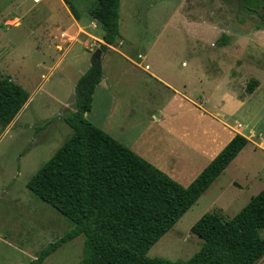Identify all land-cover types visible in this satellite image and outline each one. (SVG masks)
<instances>
[{"label":"rangeland","instance_id":"rangeland-1","mask_svg":"<svg viewBox=\"0 0 264 264\" xmlns=\"http://www.w3.org/2000/svg\"><path fill=\"white\" fill-rule=\"evenodd\" d=\"M68 1L77 9L79 23L86 31L102 33V26L88 14L95 0ZM262 2L119 1L117 53L108 51L101 58V80L94 88L91 110L84 117L119 142L133 140L144 124H153L154 130H160L171 122L178 126L180 120L184 122L185 138L191 131L204 152L217 150L211 137L217 142L226 141L238 123L245 126L240 131L249 140L149 248L150 257L172 261L190 258L201 242L190 228L204 213L215 210L232 217L264 187ZM62 30L66 33L61 34ZM85 40L92 45L85 47ZM95 44L91 38L76 33L60 0H0V77L9 76L29 96L13 123L10 125L11 120L5 127L0 126V264L28 263L73 227L69 219L36 196L27 182L72 133L65 117L74 112L70 109H77L75 86L90 67L94 52L100 50L101 45ZM160 44L166 45L164 66L168 73L183 70L182 62L189 66L194 57L201 63L200 70L213 71L206 82L190 72L180 73L179 78H185L181 85H188L179 90L195 96L205 91L212 102L209 109L232 110L225 118L229 128L210 117H197V110L176 114V103L168 104L174 103L173 89L151 77L146 58L140 56ZM215 57L217 62L213 61ZM257 80L259 87L252 92ZM248 82L256 83L247 89ZM231 84L236 97L224 99ZM150 137L143 135L133 144ZM166 140V133L153 137L155 146L164 145ZM201 171L194 176L179 175L181 183L177 182L186 186ZM83 241V234L67 240L40 264H77ZM254 264H264V255Z\"/></svg>","mask_w":264,"mask_h":264},{"label":"trees","instance_id":"trees-1","mask_svg":"<svg viewBox=\"0 0 264 264\" xmlns=\"http://www.w3.org/2000/svg\"><path fill=\"white\" fill-rule=\"evenodd\" d=\"M64 1L78 18L75 6ZM119 1L95 0L88 11L90 19L102 26L101 38L107 44L119 36ZM261 4L264 7V0ZM261 20L264 27V15ZM105 48L101 44L100 50ZM100 79V59L92 56L90 67L75 86L77 109L65 117L72 133L27 182L36 196L69 219L73 227L26 264H40L79 234L84 241L77 264L256 263L264 255V187L232 217L215 210L204 213L190 228L201 239L190 258L172 261L147 255L248 139L235 133L184 186L84 117ZM27 98L25 88L9 76L0 77V126L9 124Z\"/></svg>","mask_w":264,"mask_h":264},{"label":"crops","instance_id":"crops-1","mask_svg":"<svg viewBox=\"0 0 264 264\" xmlns=\"http://www.w3.org/2000/svg\"><path fill=\"white\" fill-rule=\"evenodd\" d=\"M60 1L62 3L63 7L66 9L67 13L70 15L71 22L76 26V33L82 34L86 38L87 37L91 38L94 42H96L95 45H97V46L101 45V44H104L106 46L105 49L100 51V58H99L100 62H102L101 58H103L105 55H107L108 51H114L115 53H117V38L115 39V42L113 44H107L101 38L103 31H102V33H98L95 35L89 33L88 31H86L84 29L83 25H81L79 23V19L75 18L71 14V12L69 11V8H68L67 4L65 3V1L64 0H60ZM62 33H66V32L64 30H62L61 34ZM71 39H74V36H72ZM91 45H92L91 43H87V40H85V44H84L85 47H88V46L90 47ZM57 46L60 47L59 44ZM152 51H154V53H152ZM165 52H167L166 45L160 44L158 46V48H156L154 50L151 48V50L149 49V50L145 51L144 55H140V56H141V58H143V57L146 58V60L148 62V63H146L148 74L153 78L155 77L156 80L161 81L164 85L173 89L174 95L172 97H173L174 103L168 102V104H175L176 103V106H177L175 109L176 114H181V116H182V115H184L183 113H185L186 111L197 110L199 112V115L197 117H202V118L210 117L212 119L217 120V122L220 125H222L223 127L229 128L227 122L225 121V118H226V114H230L233 112L232 110L212 111L211 109H209L208 105L212 102L208 101L210 94L205 92V91L200 90L199 96H195V95H192L191 93L187 94V93L181 92L179 90L181 88L186 89L187 85H188V84L181 85L182 81H184L185 78H183V77L179 78L180 73L188 74L190 72V75L193 74L194 77L196 75V77H195L196 79L199 80V78H200L206 82L207 81L206 78H208L207 75L210 73H211V75H213V71L208 70V69L207 70L206 69L200 70V64L201 63H199L197 58L194 57V58H192L194 60L190 63L189 66L187 64H185L184 62H182L181 65H182V67H184L183 70H175L174 69V71H171L170 73H168L165 70V66H164V62L166 61V59H165L166 53ZM122 55L125 58H128L126 54L122 53ZM213 61L217 62V58L216 57L213 58ZM108 62H110V58H108ZM130 62L132 64H135V62L132 60H130ZM116 65H117V62H114V68L115 69H117ZM135 65L139 66L140 64L138 63ZM101 70H102V68H101ZM82 72L83 71H81V73ZM84 73H82V74H84ZM100 80H99V82H100ZM254 84H255L254 82H251V83L248 82V84L246 85V88L249 89V85L254 86ZM230 86H231V88L229 87L230 91L229 92L226 91L224 93V99H228V98L233 99V97H236L234 94V91L232 89L233 88L232 84ZM258 87H259V81L257 83V86L255 85V87L252 88V92ZM92 96H93V93H92ZM28 98H29V96H28ZM28 98H27V100H28ZM92 100H93V98H92ZM185 102H188L187 106L184 105ZM214 104L217 105L216 102ZM68 106L69 105H67L66 108H68ZM91 107H92V103H91ZM69 109H70V106H69ZM147 110H149V109H147ZM70 111H75V110L70 109ZM89 111L85 112V115ZM13 119H12L10 125L13 123ZM156 120H158V118ZM183 124H184V122L182 120H180L178 126L175 123L171 122V123H169L168 126H166V128L160 129V130H154L153 124L152 125L150 123L144 124V126H141L136 131V133L133 136L134 137L133 140L129 141V138H126L127 142L121 141V143H123L124 145L129 147L131 150L136 152L138 155H140L142 158H144L145 160H147L148 162H150L151 164H153L154 166H156L157 168H159L163 172L167 173L170 177H172L176 181L178 180L181 183V181L179 179V175H188V174L190 175L191 174L192 176H194L195 174H197L201 169H203L216 156V154L219 152L221 147L227 142V140L234 136L233 134H235V133L242 134L241 133L242 128L245 127V126H242L240 123H238L237 127H240V129H238L237 127L234 128V131H233L234 133L231 134L229 136V138L226 139V141H222L220 139V140H218L219 142H217L216 139H214V137H211V139H213V141H214V144L212 146L218 147V149L215 150L214 152L210 153L208 151L204 152V149L197 143V140L194 139V135L192 134L191 131H190V135L187 136V138H185L186 131L182 128ZM165 133H166V136L168 137V140L165 141V144L164 145L160 144L159 146H155V143L153 141V137L154 136H161ZM143 135H147V136H151V137H150V139H147L145 142H142V143L137 142V143L133 144L134 141L141 139V137ZM248 142H249V140H248ZM261 145L264 146L263 144H261Z\"/></svg>","mask_w":264,"mask_h":264},{"label":"water","instance_id":"water-1","mask_svg":"<svg viewBox=\"0 0 264 264\" xmlns=\"http://www.w3.org/2000/svg\"><path fill=\"white\" fill-rule=\"evenodd\" d=\"M99 52H100V50L97 49V50L94 52L93 56L99 59V58H100V56H99Z\"/></svg>","mask_w":264,"mask_h":264}]
</instances>
